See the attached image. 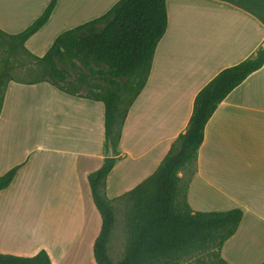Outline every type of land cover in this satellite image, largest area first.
Wrapping results in <instances>:
<instances>
[{
  "label": "crops",
  "instance_id": "1",
  "mask_svg": "<svg viewBox=\"0 0 264 264\" xmlns=\"http://www.w3.org/2000/svg\"><path fill=\"white\" fill-rule=\"evenodd\" d=\"M116 1L57 0L25 48L42 56L58 34L102 15ZM49 2L0 0V30L22 31ZM165 2V33L128 109L117 160L106 178L110 199L157 168L184 131L196 92L263 44L264 0ZM22 81L7 80L0 111V175L18 166L0 190V252L33 256L44 249L52 264H74L85 251L82 264H95L100 216L87 175L104 157L103 102L47 81ZM187 173L182 169L179 176ZM186 201L194 211L240 208L241 221L220 255L228 264L264 261V64L229 92L206 122ZM30 227H43V233Z\"/></svg>",
  "mask_w": 264,
  "mask_h": 264
},
{
  "label": "trees",
  "instance_id": "2",
  "mask_svg": "<svg viewBox=\"0 0 264 264\" xmlns=\"http://www.w3.org/2000/svg\"><path fill=\"white\" fill-rule=\"evenodd\" d=\"M56 2L50 0L22 31L7 34L0 30V40L8 38L9 55L18 49L30 54L24 43L46 23ZM166 27L165 0H118L102 15L58 34L42 56L30 54L44 63L45 77L36 81H47L71 94H77L71 87L84 83L88 89L83 96L104 105V157L101 166L87 175L91 198L100 216L99 232L92 246L95 264H176L207 249H212L210 264H228L220 249L234 234L243 215L240 208L194 211L186 201V187L206 122L229 92L264 64V40L249 56L219 70L196 92L184 131L149 176L115 199L106 195V178L117 160L124 119L146 83ZM6 73L2 71L0 76ZM93 76L101 83H89L87 78ZM3 95L4 89L0 92V111ZM125 96L121 113L119 104ZM110 147L112 155H108ZM17 169L15 166L0 175V190L9 186ZM182 169L188 171L184 179L179 176ZM115 200L126 204L125 248L120 259L113 261L109 243L116 221ZM0 264L52 262L41 249L33 256L0 252Z\"/></svg>",
  "mask_w": 264,
  "mask_h": 264
},
{
  "label": "rangeland",
  "instance_id": "3",
  "mask_svg": "<svg viewBox=\"0 0 264 264\" xmlns=\"http://www.w3.org/2000/svg\"><path fill=\"white\" fill-rule=\"evenodd\" d=\"M7 37H2L0 40V73L2 71H6L8 75H2L0 76V92L4 89L5 83L9 79H18L24 81H35L41 78L45 77L44 71V63L38 62L33 56H37L31 52L28 48H25L26 51H28L30 54L25 52L23 49H18L12 54H8L7 51ZM25 47V46H24ZM6 73V74H7ZM89 83H98V79H96L95 76L87 78ZM81 84V83H80ZM87 85L84 83L78 87H71L72 91L77 92L78 94L85 95L87 93ZM95 90V89H93ZM122 97V101L119 104L120 112L122 113V110L124 106L126 105V98ZM102 162L98 166V168L101 166ZM96 168V169H98ZM95 169V170H96ZM94 171V170H93ZM188 172V171H187ZM186 177V175H185ZM106 189V184H105ZM115 225L114 230L110 238L109 243V256L113 261H116L120 259V257L123 255L124 248H125V220H124V211L126 208V204L123 201L115 200ZM29 229L36 231V232H42V228L39 227H30ZM44 230L48 232L49 228H45ZM53 230V229H51ZM54 234V233H53ZM212 249L204 250L201 253H195L191 256L185 257L181 262L176 264H210V261L213 260L212 255ZM88 254L83 251V253H79L74 260V264H82L85 262L86 257Z\"/></svg>",
  "mask_w": 264,
  "mask_h": 264
},
{
  "label": "water",
  "instance_id": "4",
  "mask_svg": "<svg viewBox=\"0 0 264 264\" xmlns=\"http://www.w3.org/2000/svg\"><path fill=\"white\" fill-rule=\"evenodd\" d=\"M263 48H264V45H263ZM108 155H112V148L111 147L109 149Z\"/></svg>",
  "mask_w": 264,
  "mask_h": 264
}]
</instances>
